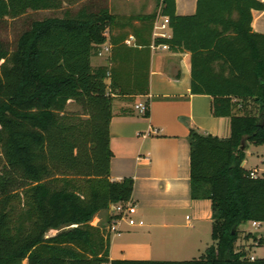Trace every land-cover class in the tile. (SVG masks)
<instances>
[{
  "label": "trees",
  "instance_id": "obj_1",
  "mask_svg": "<svg viewBox=\"0 0 264 264\" xmlns=\"http://www.w3.org/2000/svg\"><path fill=\"white\" fill-rule=\"evenodd\" d=\"M65 3L0 0V21ZM69 3L80 6L33 20L13 49L0 37V264H264L236 249L241 224L264 222V176L243 166L248 144H264V33L252 27L264 2L198 0L194 14L179 15L176 0H159L153 13L127 17L94 0ZM158 15L169 17L172 35L154 43L189 50L191 93L211 95L212 114L231 119L229 137L189 133L191 196L212 201L214 243L190 260H111L110 232L92 220L131 202L134 190L132 177L111 179L113 105L149 93ZM135 19L150 29L144 83H127L141 67L133 60L139 45L125 43L129 33L110 38L109 65L92 64L107 29Z\"/></svg>",
  "mask_w": 264,
  "mask_h": 264
},
{
  "label": "crops",
  "instance_id": "obj_2",
  "mask_svg": "<svg viewBox=\"0 0 264 264\" xmlns=\"http://www.w3.org/2000/svg\"><path fill=\"white\" fill-rule=\"evenodd\" d=\"M158 1L94 0V3L108 7L117 17H127L153 13L158 10ZM197 2L176 0L177 14H194ZM123 24L122 21L107 29V41L100 45L104 52L93 56L92 64L109 65L113 49L110 38L129 33L125 43L133 47L139 45L141 51L134 53L133 60L140 61L141 67L140 76L129 77L127 83L133 80L144 83L147 73L145 41L150 38V29L143 26L140 19ZM252 27L255 32L264 33V9H253ZM155 31L154 22L149 93L133 99L118 97L113 105L111 179H134L131 203L136 205L134 217L141 225L135 230L122 228L123 221L120 224H116L115 219L110 221L113 215L110 209L103 210L106 215L103 211L95 215L92 223L106 226L110 232L111 260H190L203 256L207 247L214 243L212 201L191 196L189 133L191 128H197L204 133L229 137L231 119L212 114L211 95L191 93L192 53L186 49L155 48L154 39L159 37ZM165 31L171 37V28ZM142 101L149 102L148 115L135 108ZM245 164L246 159L243 166ZM112 225L117 229H111ZM24 262L28 264L27 260Z\"/></svg>",
  "mask_w": 264,
  "mask_h": 264
},
{
  "label": "rangeland",
  "instance_id": "obj_3",
  "mask_svg": "<svg viewBox=\"0 0 264 264\" xmlns=\"http://www.w3.org/2000/svg\"><path fill=\"white\" fill-rule=\"evenodd\" d=\"M71 6L72 4H70L68 0V4L65 3L62 9L30 10L16 18L8 17L5 20L0 21V37L11 49H13L18 36L30 26L33 20L42 19L48 16H63L65 9H68ZM75 6L79 7L80 5H74V8L72 6V9H76ZM94 61L96 63L97 59ZM76 109H78V107L73 103H70L68 106L69 111ZM248 145L249 147L246 150V164L244 167L249 170L257 168L259 170L258 177L264 176V144L256 145L250 142ZM102 213L105 215L107 214L104 211ZM252 222L253 221H249L240 225L236 249L245 251L249 258H264V223L259 222L260 224H253ZM140 225L138 219L137 224L134 226H129L127 221H123L122 228L130 227L131 230H135L136 228H139ZM54 232L56 231L51 230L47 235H51ZM249 234L253 236L248 237ZM24 263L27 264V262Z\"/></svg>",
  "mask_w": 264,
  "mask_h": 264
},
{
  "label": "built area",
  "instance_id": "obj_4",
  "mask_svg": "<svg viewBox=\"0 0 264 264\" xmlns=\"http://www.w3.org/2000/svg\"><path fill=\"white\" fill-rule=\"evenodd\" d=\"M161 20V21H160ZM169 27V17L168 16H162L158 15L157 19L155 21V34H157L159 37H168V33L165 31V29ZM168 48V44H154V47H160ZM110 47L106 48V51H109ZM104 50L103 48L99 51V54H103ZM135 108L138 110L139 113L144 114L147 109L149 108V102L142 101L136 104ZM258 169H250V175L252 177H258ZM110 210L113 215H117V218L115 219L116 224H120L122 221H127L129 225H136L137 219L134 217L135 213L137 212L136 205L132 204L131 202H128L126 204L124 203H113L110 206ZM142 223V222H141ZM253 224H260L259 222L253 221ZM113 230H116V225H112L110 227ZM250 259H255V257H252Z\"/></svg>",
  "mask_w": 264,
  "mask_h": 264
}]
</instances>
